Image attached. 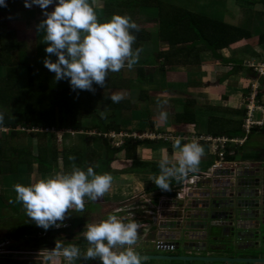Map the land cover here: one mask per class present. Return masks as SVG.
I'll return each instance as SVG.
<instances>
[{
    "label": "trees",
    "instance_id": "obj_1",
    "mask_svg": "<svg viewBox=\"0 0 264 264\" xmlns=\"http://www.w3.org/2000/svg\"><path fill=\"white\" fill-rule=\"evenodd\" d=\"M19 1L22 0H10L9 4L6 3L7 7H0V110L4 113L0 128L8 130V133L0 138V175L2 176L0 182L18 181V184L28 186L30 174L31 178L36 174L45 177L54 172L62 175L71 173L74 168L86 171L89 166L93 167L97 174L115 175L120 173L118 166H115L117 163L116 165L122 168L131 166V172L145 183L147 192L158 188L155 184L151 187L148 185L151 183V174L159 171V163L149 164L137 158L138 147L154 145L157 142H152L148 138L127 137L120 146L115 147L111 143L112 140L107 137L114 131L119 132L121 125L127 121V119L121 120L124 117V110L134 111V107H131L132 100L128 98L129 92L135 86L140 88L138 100L146 106L141 111L142 116L148 115L156 108L153 105L159 107L162 105V99L154 97L151 92L161 90L159 94H163L167 90L166 93L171 94L168 88L171 84L167 81L168 72L186 67L187 69L193 66L198 67L201 64L200 57L203 52H208L214 60L223 62L225 65L228 59L223 54L224 50L242 40L256 38L260 44H264V32L256 33V28L252 27L253 17L256 14L252 19L242 20L241 25L234 24L225 20V15L211 4V0H206L203 4L198 3L196 10L188 7L185 0H130V2L89 0L100 23L110 21L113 15L119 14L117 9L131 7L133 5L131 1L135 2L138 13L143 15L139 19H135L132 15L128 16L139 27V31L132 30L136 36L132 45L133 49H141L139 54H142L146 44L156 34L160 50L153 53L150 58L137 62L132 68L125 65L119 72H109L104 86L93 84L94 91L73 90L68 79L57 81L55 73L41 63L44 55H39V60L37 58L33 60L28 53L27 44L30 40L20 39L16 33L18 30L9 24L14 17L16 19L14 10H17L16 4ZM54 7L55 5H52L51 10H54ZM244 22L249 23L252 28H244L242 25ZM48 56L53 62L57 59L54 54L47 53V59ZM232 63L234 70L240 63L242 64L236 60H232ZM5 68L6 70L16 69L17 75L5 77L3 75ZM252 68L255 71V67ZM255 72L257 76L264 77L260 76L258 71ZM156 73L161 75L160 83L155 80ZM109 91L128 93L126 97L121 93L123 99L114 103L110 99ZM249 98L250 95L246 102ZM193 107L192 103H185L182 112L176 115L180 117V120L192 123L195 115ZM237 113L243 114L240 110ZM146 123L147 126L143 124L142 127L145 126L151 133H158L152 119ZM52 128L63 132L73 131L77 134L83 131L86 133V139L89 138V132L95 131L99 134L100 148L93 149L85 155L78 151L77 147H67L69 144L64 145V150H60L55 143L49 146V140L55 142L56 139L53 138L55 135L46 133L45 130ZM35 129L43 131H35ZM143 131L139 130V133L142 134ZM207 131L215 137L226 133L223 132L225 128L216 120L210 121ZM237 133L239 132L236 131L234 135ZM23 136L44 141L38 147L37 153L31 147L18 148L15 141ZM120 155H123L122 159ZM183 180L184 178L170 183L171 190L167 193L169 197L176 196V188ZM175 183L179 185L174 189ZM15 209L18 213L16 221L13 219L9 223L8 220L7 226L3 229L8 227L11 231L10 236L17 235L15 232L22 233L23 235L18 234V236L22 235L20 238H23L25 243L21 247H10L11 249L32 248L53 251L56 244L65 247L76 245L81 252L86 248L87 240L83 236L86 229L82 227L80 219L75 220L71 227L55 229V226H51L47 230L43 227L32 230L36 223L28 218L27 210L20 211L18 207ZM57 223L64 222L62 220ZM76 228H79L78 231L75 230ZM24 229H27V232L22 231ZM39 233L41 235H38ZM36 263L38 262L32 260L18 261L0 257V264ZM88 264H92V261Z\"/></svg>",
    "mask_w": 264,
    "mask_h": 264
},
{
    "label": "clouds",
    "instance_id": "obj_2",
    "mask_svg": "<svg viewBox=\"0 0 264 264\" xmlns=\"http://www.w3.org/2000/svg\"><path fill=\"white\" fill-rule=\"evenodd\" d=\"M24 4L45 10L46 18L38 27L45 33L46 53L54 54L57 59L54 62L45 59L44 64L55 73L57 81L68 79L73 90L94 91L93 84L104 86L109 72H119L125 65L132 68L138 62L141 49L132 47L136 40L132 30L139 31V27L130 17L115 14L110 21L100 23L89 0H24ZM49 5H55L51 12L47 11ZM0 7H7L6 0H0ZM110 99L118 103L123 96L114 94ZM167 116L165 111L160 113L161 119L166 120ZM3 120L4 113L0 110V123ZM110 134L107 137L112 143L120 137L110 138ZM174 147L180 151L178 162L162 159L159 162L161 174L154 180L164 191L171 190V178L179 180L197 171L204 154V147L196 141L182 144L177 138ZM112 181L111 174H97L89 166L86 171L74 168L71 173L14 187L27 216L47 230L51 226L58 227L57 221H62L70 209L83 210L85 197L91 201L102 197ZM159 217L152 221L147 219L146 232ZM138 229L139 223L134 220L124 222L116 215H109L99 223L87 225L84 236L90 246L85 252L76 245L56 244L52 254L63 256L66 260L63 264H74L78 257L84 260L98 258L101 264H142L143 258L135 248Z\"/></svg>",
    "mask_w": 264,
    "mask_h": 264
},
{
    "label": "crops",
    "instance_id": "obj_3",
    "mask_svg": "<svg viewBox=\"0 0 264 264\" xmlns=\"http://www.w3.org/2000/svg\"><path fill=\"white\" fill-rule=\"evenodd\" d=\"M9 1L10 0H7L6 3L9 4ZM227 3H226V12L224 11L223 15H225V20H227L228 22L241 25L242 20H244L245 18L250 19L253 17V15L256 14L259 15L260 18L262 16L263 19L261 18V23L264 26V3H262V0H249V1L227 0ZM16 5H17L16 8L17 10H14V12L16 13V19L14 17L9 22V24L11 25V27H14L18 30V32H16L18 37L22 40H25L24 38H28L30 36L33 37V42L41 40L40 38L41 31L39 30L38 26L46 18L44 15L45 10L41 9L37 5H33L30 8L25 7L24 0L17 2ZM51 8L52 5H49L47 11L51 12L52 11ZM42 36L44 40L45 35ZM248 40L256 41L254 42L255 45H253L252 50L248 48L252 42L249 43V45L246 47L245 50L247 54L246 56H248V52H251V56L255 57L254 59H252L251 57L249 59L248 57H240L239 55H237L238 51L235 52L233 51L234 49L240 47L236 45L247 43ZM230 48L231 49L227 51H229L233 56L236 57L231 59L228 58L226 54L227 51L224 50L223 54L228 59V63H226L225 65L223 62L214 60L213 57L211 58L212 60L210 61L211 64L209 65V67L211 68V66L214 65L215 68L217 64L219 65V67L217 68H221L224 72L222 73L221 76H218L216 72L211 71L210 79H215L216 81H218L217 85L214 86L210 82L208 86L206 87H204V85L202 86L204 79L207 78V73H206L207 71L206 72L204 71V73L188 72L187 75H185V76L190 75L189 77L191 78V82L195 83L193 87H190V89L194 93L193 97L198 98L201 95L200 98H198V101L200 105L204 106L203 107L204 110L205 109L209 110V114L208 115L204 114V116L195 114L194 115L195 121L192 119V123H187L188 125H185L180 120L178 121L176 120L178 123L175 124L172 123V124L175 125V127H177L178 132L170 130V134H173L172 132H176V134H173L171 136H178V135L183 136L182 132L185 131L184 127L187 130L188 129L190 130V127L194 126L193 129H195V131L191 132V135H193L194 137L195 136L197 137V135H204L213 138L225 137L231 140H235V142L230 144L229 147L227 148L224 161H222L223 162L222 167L227 168V167L256 166L258 163H264V125L261 127L254 128L250 133H247L245 129V118L247 111L245 113L244 108L246 105L248 95L249 94L251 95L254 92L252 89V86L254 84H257L256 101L258 105L264 108V77L257 76L255 74L256 72L251 67L252 64H256V66L264 65V44H260L256 38H252V39L242 40L234 44ZM232 60H236V62L239 63L242 62V64L240 63V65L242 66L239 65L238 68L234 70ZM200 63L201 64L199 66H203L204 68L207 67V65L209 64L208 61L205 60ZM181 70L182 69H178V71ZM205 96L211 98L214 97V98L207 99L205 98ZM215 96H216L217 104L215 102ZM219 96L222 99L221 102H224L222 107L218 106ZM202 100H203V104H202ZM219 110H222L223 112L222 115H218ZM239 110L240 112H243V114H238L237 111L239 112ZM256 115L259 116V118H262V113L261 114L256 113ZM214 120H216L220 126L225 128V131L223 132L226 133H224L223 135H218L216 137L208 133L209 131H207V128H209V123L210 121H214ZM236 131L239 133L234 135ZM155 136L157 135L152 134L151 137H147V138L152 140V142L155 143L157 142L156 144L146 145L144 147L142 146L138 147L137 158L140 161L146 163L148 162L149 164L159 163L162 159L165 158L169 160L171 163H177L180 156V151L178 148L174 147L175 140L164 139L163 141H161L159 139H154ZM237 140L242 141V143L241 144L236 143ZM181 143L184 144V141H181ZM198 143L204 147V154L201 157L197 171L190 172L188 173V175H194L200 172L207 171L218 160V156L214 153L213 144H211L210 142H198ZM227 157H229V159H227ZM124 168H119L120 173L111 175L113 177L111 187L102 197H100L98 200L93 201L94 204L92 208L90 206L91 202L87 197H85L83 210L77 211L75 208L70 209L65 214V217L63 219L64 222L63 224L67 225L66 227L69 226L71 227V225H73V222L75 220L81 218V222L83 224L82 227L87 230L88 224L99 223L100 221L106 219L109 215H116L124 222L134 220L139 223L138 239L142 238L143 236H146L147 232L145 229L147 228V226L142 227V225L148 223L147 218H145V216L147 217L148 214L147 210H151L152 207H154L152 209L154 210L156 206L164 205L166 199H169V196L167 194L168 191L161 190L158 187L150 192H147L145 183L140 181V179L137 177L135 173L131 172L132 167L131 166L128 167L129 172L122 171V169ZM160 174H161L160 168L159 171H156L151 174V179H150L151 183L148 185L149 187L155 184L154 180ZM120 175L126 176L125 181L123 183L120 180L121 178ZM175 180L177 179L171 178L170 183ZM204 181L200 182L197 186H194L193 189L199 188L204 183ZM178 185L179 184L175 183L173 188L175 189ZM154 196L155 197L158 196V198H154ZM154 199L157 200L155 201ZM86 244H87L86 248L82 251V253L85 252L86 249L90 246L88 242ZM137 246L138 244L135 245V248L139 252V254L143 253V251L140 250ZM144 253H148V252L144 251ZM163 254H170V253L163 252ZM91 261L92 264H101L98 258L93 260L83 259V262H85L84 264H88V262ZM53 264H58V263L56 261L55 262L53 261ZM142 264H191V263L143 260ZM193 264H200V263H193Z\"/></svg>",
    "mask_w": 264,
    "mask_h": 264
},
{
    "label": "water",
    "instance_id": "obj_4",
    "mask_svg": "<svg viewBox=\"0 0 264 264\" xmlns=\"http://www.w3.org/2000/svg\"><path fill=\"white\" fill-rule=\"evenodd\" d=\"M137 244L148 261L264 264V163L214 169L183 200L165 205Z\"/></svg>",
    "mask_w": 264,
    "mask_h": 264
},
{
    "label": "rangeland",
    "instance_id": "obj_5",
    "mask_svg": "<svg viewBox=\"0 0 264 264\" xmlns=\"http://www.w3.org/2000/svg\"><path fill=\"white\" fill-rule=\"evenodd\" d=\"M117 1V0H116ZM124 2H130V0H125ZM132 2V6L131 7H124L121 9H117L118 13L122 16H130L132 15L133 17H135V19H139L143 14L138 13L135 2ZM186 4L188 7L193 8L194 10L197 9L199 4H203L206 2V0H185ZM199 3V4H198ZM226 3L227 0H211V4L216 8L221 10L222 14L224 13V11L226 12ZM228 5V3H227ZM246 17V16H245ZM262 18V16H261ZM261 18L259 15H255L253 17L254 19V26L252 25L253 28H256V33H260V32H264V27L261 23ZM252 19V18H251ZM242 25L244 26V28H252L251 26H249V23H242ZM45 35V33L43 31H41L40 34V38L41 40L37 41V42H33V37H28V38H24L25 40H31L28 42L27 46L29 49L30 56H32L33 60H39V55H44V57H42L41 63L44 64V60L47 59L46 55V51L45 48L47 47V43L43 40V36ZM252 42L250 45L249 43ZM256 42L255 40H248L247 43H242L240 45H236V46H240L236 49H234L233 51H238L237 55H239L240 57H248V59L251 57L252 59H254L255 57L251 56V52H248V56H246V47L249 45V49L252 50L253 45H255ZM159 40L156 34H154L153 39L148 42L146 44V47L144 48V51L142 54H139V59L138 62H142L143 60L150 58L152 56L153 53H157L160 50L159 47ZM233 46V45H232ZM231 46V47H232ZM231 48L229 47L228 49H225V51L230 50ZM256 49V47H255ZM227 56L228 58H234L236 56H233L229 51H227ZM52 55V54H51ZM39 57V58H38ZM50 56H48V59ZM201 62L202 61H208V65L207 67H203V66H198V67H189V69H187V67L181 71H170L167 74V81L171 84L169 91H171V94H167V90H165V93L163 94H159V92L161 90H159L158 92H151V94L154 97H160L162 99V105L161 107H159L158 105H153L154 107H156L154 110L150 111V114H146L142 116V109H144V107H146L144 105V103L140 102L138 100V94H139V90L140 88L135 86L132 88L131 92H129V96L128 98H131L132 103H131V107H134V111L133 110H124V114H123V118L121 120H126V122H124L123 125H121V129L120 131H114L113 133L117 134V136H119L120 134H123L124 137H117L114 141V143H112L113 146L117 147L120 146L122 144V141L124 140V138L127 137H133V138H141V139H145L147 137H151L152 134L157 135V136H161L162 140H164V138H169L170 135L176 134V132H172L173 134H170V130L171 131H177V127H175V123H178L177 121L180 120V117H178L176 115V113L178 112H182L183 108L185 107V103H192L194 105L193 110L195 112V114L198 115H202L204 116V114H209V110L205 109L204 110V106L200 105L198 98H200V96L198 98L193 97L194 93L193 91L190 89V87H193L195 83L191 82V78L189 76H185L187 75V73L189 72H201L204 73V71L207 73V78L204 79L202 86L204 85V87L208 86L209 83L211 82L212 85H217L218 81H216L215 79H210V74L211 71L212 72H216L218 74V76H221L223 72V70L221 68H217L219 67V65L216 64L217 69L214 68V65L211 66V68L209 67V65L211 64V55L208 52H203L201 54ZM249 64V63H248ZM246 64V65H248ZM250 66V65H249ZM251 67H255V70H258L261 66H256V64H252ZM209 71V72H208ZM3 75L6 77H13L17 75V70L16 69H12V70H6L3 69ZM133 76V74L131 75ZM185 76V77H184ZM188 78V79H187ZM217 78V76H216ZM187 79V81H186ZM155 80L157 83H160L161 80V75L159 73H156L155 75ZM257 84H254L252 86V89L254 91V89H256ZM190 89V90H188ZM118 91H109V94L112 96L114 94H121L126 97V94L128 93H124V91L117 93ZM195 92V90H194ZM205 92V91H204ZM251 93V92H250ZM125 94V95H124ZM250 95V94H249ZM204 98V97H203ZM205 98L210 99L211 97L205 96ZM214 97H212L211 99H213ZM221 98L219 96V102H218V106L222 107L224 102H221ZM215 102H216V96H215ZM214 102V104H215ZM199 103V104H198ZM202 104H203V100H202ZM217 104V102H216ZM162 111H165L168 113L167 119H161L160 117V113ZM223 112L222 110L218 111V115H222ZM149 119H152L156 126L155 128H157L158 130V134H156V132H150L148 129L144 127H142L143 124H147L146 122L149 121ZM178 119V120H177ZM256 119H260L259 116L256 115ZM142 120H146V121H142ZM177 120V121H176ZM182 121L185 125H188L186 123V121L184 120H180ZM85 122V121H84ZM91 122V121H90ZM151 122V121H150ZM93 123V121H92ZM173 123V124H172ZM147 126V125H146ZM168 130H167V129ZM194 126L190 127V130L186 129L184 127V132H182L183 134V138H184V143H189L192 142V139H195V137L193 135H191L192 131H195V129H193ZM23 130V129H22ZM139 130H144L141 133H139ZM5 132V133H4ZM49 133L53 134V138L56 139V141L54 142L53 140H49L48 144L49 146L53 145V143H55L58 148L60 150H64V145H68L67 147H71V148H75L77 147V150L82 152V154H89L90 152H92L91 150H95V149H99L100 146L98 145L99 143V134L96 133L95 131L93 132H89L88 134V140L85 138V132H79V134L73 132V131H57V130H53L50 129L48 131ZM178 132V131H177ZM8 133V130L4 129V130H0V138L4 135H6ZM81 137H78L80 136ZM181 135V134H180ZM71 136L70 138H67ZM109 136V135H108ZM126 136V137H125ZM197 136H202V135H197ZM52 138V139H53ZM111 138V137H110ZM120 138V139H119ZM65 139V140H64ZM122 139V140H121ZM198 139V137H197ZM43 140L39 141L38 139H31L30 137H26L23 136L20 139H17L15 141L16 145L18 146V148H24V147H31L32 150L35 151V153H37V149L38 147L43 144ZM70 149V148H68ZM120 158H123V155H120ZM85 161V157L83 158ZM120 159V160H121ZM117 164V163H116ZM115 166L117 168H122L120 167V165H116ZM122 171H126L129 172V168L126 167L124 169H122ZM55 173V172H54ZM54 173H51L50 175H46L44 176H39L36 174V176H33L31 178V174L29 175L30 177V185L31 184H35L36 182L42 180V179H47L50 178L52 176L55 177ZM56 174V173H55ZM60 175L59 173L56 174ZM0 177H2L0 175ZM120 180L123 183L125 181V175H120ZM124 178V179H123ZM14 179V178H13ZM18 184V181H13L12 183H9V181L6 182H0V257L5 258V259H12V260H18V261H36L38 263L36 264H45L47 262V259H51V261L53 262H57L58 264H63L65 263V258L63 256H54L52 253L53 251L49 250V249H32V248H17V250H14L13 248L11 249L10 247H21L24 245L25 240L22 237V233H17L15 232V234L17 235H11V231L10 230H4L3 228L7 226L8 224V220L10 223V220L16 221V218L18 217V213L16 212V207H18V209L20 211H25V206L23 204L22 201H20L17 198V193L15 191V185ZM91 202L90 206L92 208L94 202L89 200ZM95 207V205H94ZM27 213V211H26ZM30 218V217H28ZM31 219V218H30ZM81 220V218H79ZM35 222V221H34ZM2 226V227H1ZM67 225L59 224V226H55V229H60L62 227H66ZM38 225L35 224L34 229L32 230H37ZM8 229V227H7ZM79 228H76L75 230L78 231ZM42 230V229H41ZM22 231L27 232V229H24ZM36 233V232H34ZM18 234H22L21 236H18ZM15 238H20L15 239ZM68 261V260H67Z\"/></svg>",
    "mask_w": 264,
    "mask_h": 264
},
{
    "label": "built area",
    "instance_id": "obj_6",
    "mask_svg": "<svg viewBox=\"0 0 264 264\" xmlns=\"http://www.w3.org/2000/svg\"><path fill=\"white\" fill-rule=\"evenodd\" d=\"M260 76H264V65L261 66L258 70ZM256 90L250 95L249 101L246 102V118H245V129L247 133H250L254 128L261 127L264 125V108L260 105H258L256 101ZM256 113H262V118L256 119ZM119 136L124 137L123 134H120ZM110 137L115 138L117 137V134L112 133L110 134ZM150 137V136H149ZM198 137V139H197ZM195 139H192V141L196 142H210L213 144L214 147V153L218 156V160L205 172H200L194 175H188L184 178L181 185L176 188V196L174 198L169 197V199H166L164 205L156 206L154 210H152L154 207H152L151 210H147V218L149 221L156 220L160 214L161 211L164 209V206L175 202L183 200L187 194L194 188V186H197L200 182L204 181L207 177L210 176V174L213 172L214 169L220 168L223 165L225 154L227 151V148L230 144L234 143L235 140H231L229 138L225 137H218L213 138L210 136H197ZM177 138H180L181 141H185L182 136H171L169 138H164L166 140H176ZM154 139H162L161 136H155ZM236 143H242V141L237 140ZM167 202V203H166ZM148 225V224H146ZM142 226H145L142 225Z\"/></svg>",
    "mask_w": 264,
    "mask_h": 264
},
{
    "label": "flooded vegetation",
    "instance_id": "obj_7",
    "mask_svg": "<svg viewBox=\"0 0 264 264\" xmlns=\"http://www.w3.org/2000/svg\"><path fill=\"white\" fill-rule=\"evenodd\" d=\"M37 228H40V226H38ZM4 230H8V229H4Z\"/></svg>",
    "mask_w": 264,
    "mask_h": 264
}]
</instances>
